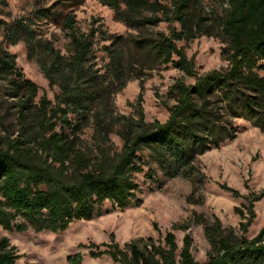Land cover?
Wrapping results in <instances>:
<instances>
[{
  "label": "trees",
  "instance_id": "obj_1",
  "mask_svg": "<svg viewBox=\"0 0 264 264\" xmlns=\"http://www.w3.org/2000/svg\"><path fill=\"white\" fill-rule=\"evenodd\" d=\"M133 33L112 35L100 25L81 30L71 11L40 8L35 16H53L68 38L62 53L43 38L26 17L0 18L8 44L24 41L39 49V65L49 87L58 92L50 100L39 86L24 77L15 56L0 43V74L16 99L21 128L16 137H0V228L24 231H63L70 223L89 220L108 201L119 208L140 202L138 174L154 181L156 172L181 176L193 183L205 175L197 156L236 136L233 119L243 118L264 130V0H227L220 12H207L202 0H99ZM122 4L124 5L122 7ZM7 7L0 0V10ZM97 20H95L96 22ZM166 22V31L150 32V25ZM202 35L226 43L228 66L198 74L186 45ZM184 41V45L178 43ZM99 42H104L99 48ZM108 42V43H106ZM105 52L98 65L97 52ZM170 65L194 82L176 79L168 88L172 99L164 122L145 119L142 89L120 113L113 94L144 70ZM113 136L118 137L117 143ZM150 163L145 171L147 161ZM153 165V166H152ZM234 196L240 193L220 185ZM264 192L250 194L246 213L235 207L238 230L223 227L219 218L205 223L194 213L210 248L199 262L191 253V237L178 249L168 230L162 240L152 236L119 245L92 243V257L108 255L119 264H264V226L246 236L253 217V202ZM189 223L173 224L186 230ZM104 246V248H101ZM20 254L0 232V264H15ZM68 264H82L79 253L67 255Z\"/></svg>",
  "mask_w": 264,
  "mask_h": 264
},
{
  "label": "rangeland",
  "instance_id": "obj_2",
  "mask_svg": "<svg viewBox=\"0 0 264 264\" xmlns=\"http://www.w3.org/2000/svg\"><path fill=\"white\" fill-rule=\"evenodd\" d=\"M6 1L7 7L0 10V18L7 21L19 17L31 19L37 33L43 38L51 39L53 45L62 53H67L68 38L53 20V16L48 20L36 17L38 9L51 8L52 11L57 9L62 13L71 11L78 27L83 31H87L92 25H100L112 35L134 32L115 15L112 7L99 0ZM202 3L207 12H220L227 6V0H202ZM149 29L150 32L166 31L167 24L162 21L156 26L150 25ZM0 43L14 54L16 66L24 77L39 86L35 101L43 93L53 100L58 88L49 87L41 71L39 49H29L24 41L8 44L2 31ZM103 43L99 42L97 47ZM178 44L184 45V41ZM185 51L188 57L193 58L198 74L210 70H224L228 66L226 43L214 36L202 35L193 39L186 45ZM97 59L98 65H101L102 60L106 59L105 52L99 50ZM259 74L264 76V70H260ZM176 79L187 84L194 82L193 76H187L170 65L144 70L140 78L131 77L124 88L113 94L114 105L120 113H131L129 102L135 99L141 86L145 119L164 122L168 117L167 108L173 102L167 96V90ZM17 111L16 99L10 96L8 81L0 74V137L18 136L21 119ZM233 125L236 128L233 139L197 156L196 164L205 175L201 182L193 183L181 176L167 177L159 171L156 172L154 181L146 180L143 174H138L136 180L139 182L140 192L137 196L140 202L132 200L127 206L119 208L106 201L99 213L94 214L91 219L72 222L63 231H36L31 226L21 232L0 228L1 234L9 239L20 254L15 264H68L66 256L76 253L81 255L82 264H119L106 254L92 257L89 254V250L95 249L92 243L109 242L113 238L122 245L131 239L148 236L160 241L168 230L174 233L178 249L182 246L184 234L188 233L194 259L205 261L210 245L204 234V225L195 222L194 213L199 214L201 221L205 223L212 222L216 216L223 227H232L237 231L240 216L234 211L235 207L246 213L249 204L247 197L264 192V130L238 117L233 119ZM113 139L120 142L116 136ZM149 166L147 161L145 171ZM221 184L236 189L240 195L234 196L223 189ZM253 211L254 217L246 232L248 238L253 237L264 226V194L253 202ZM186 222L189 223L186 230L172 229L173 224Z\"/></svg>",
  "mask_w": 264,
  "mask_h": 264
}]
</instances>
